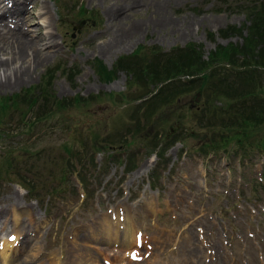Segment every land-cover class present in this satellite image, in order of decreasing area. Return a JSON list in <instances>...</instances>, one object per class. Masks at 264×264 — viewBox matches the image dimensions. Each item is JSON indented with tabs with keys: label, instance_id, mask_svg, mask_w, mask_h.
I'll list each match as a JSON object with an SVG mask.
<instances>
[{
	"label": "rangeland",
	"instance_id": "rangeland-1",
	"mask_svg": "<svg viewBox=\"0 0 264 264\" xmlns=\"http://www.w3.org/2000/svg\"><path fill=\"white\" fill-rule=\"evenodd\" d=\"M5 1L1 12L11 7ZM26 1L18 10L22 27L31 31L34 20L41 25L49 15L44 30L58 50L28 79L0 87V237L19 233L12 263L264 264V157L255 145L264 139V117L247 120L251 102L234 94L238 87L244 92L242 79L251 73L264 103V65L243 57L247 48L264 54V44L249 47L247 40L248 31L257 41L264 31L263 23H252L264 15L263 8L252 13L262 0ZM111 7L116 16L109 21ZM82 9L95 22L73 29L67 21ZM8 15L0 23L11 25L16 14ZM112 36L117 44L101 52ZM188 45L213 65L178 75L184 91L171 103L152 102L146 113V100L163 83L143 86L124 66L138 56L148 63L154 48L169 53ZM233 49L244 51L238 66L224 61ZM201 75V82H187ZM45 78L52 99L64 106L34 119L44 107L22 109ZM235 101L240 105L232 108ZM252 105L259 115L260 105ZM237 135L253 143L249 150H240ZM21 177L35 186L31 193ZM125 212L134 235L113 244L120 236L108 237L113 230L105 225L119 232L126 219L117 214Z\"/></svg>",
	"mask_w": 264,
	"mask_h": 264
},
{
	"label": "trees",
	"instance_id": "trees-1",
	"mask_svg": "<svg viewBox=\"0 0 264 264\" xmlns=\"http://www.w3.org/2000/svg\"><path fill=\"white\" fill-rule=\"evenodd\" d=\"M81 8V7H80ZM264 9V1L262 0L260 2L259 6H255L253 7L252 13H256L257 10L259 11V14L261 12V9ZM82 13L85 12L84 9H82L80 11ZM250 13V12H249ZM84 13L81 16H86ZM251 14V13H250ZM88 15V14H87ZM80 17V16H79ZM256 21H260V22H256ZM256 22V23H263L264 24V15L263 16H256L254 18H252V23ZM255 23V26L257 25ZM259 25L258 27H255V29H259ZM258 33H260V30H258ZM248 46L249 47H256L257 43L260 44H264V31L261 33V36L259 37L258 41L257 36H254L253 33L248 31ZM139 50H143V47H140ZM138 50V51H139ZM247 51H245L248 54H245V56H243L244 51H238L233 49L230 53L229 56L227 54V52H224V61H226V63H228V65H234V66H238L239 65V59L237 57L238 53H241V55L244 57V60L246 63L247 60L245 58H251L252 60H249L250 63L254 62V63H258L260 62L261 64L264 65V54H262V52L260 54H257L256 57L253 55V51L249 50L248 48L246 49ZM137 53V52H136ZM148 63L146 62V58L143 56H138L137 58H133L131 60H125L128 61L127 65H125L124 67H130L132 71L136 72V77L141 76L142 77V82H144L143 86L146 85H150V83H163L162 86H160L158 92L153 95L152 97H150V99L146 100L144 107L145 110L148 109V111L146 113H150V111H152V102H153V107H158L160 106V101H163V104L166 103H171L172 101H174V98L178 96V94L181 91H184V86L186 84H184V82L179 81V79L177 78L178 75L180 74H186V75H190L191 73H193L192 71H199V72H203L204 70L208 69L211 67L212 62H204L202 63L200 60V56L197 54V50L194 48V46L192 45H188L186 47L183 48H175L173 49L171 52L169 53H163L160 52V49L154 48L150 51L149 55H148ZM223 57V58H224ZM129 62L131 64H129ZM118 64H122L121 60L118 61ZM233 69V68H231ZM235 70V68H234ZM213 70H210V74H212ZM240 71H236V74H239ZM236 74L234 76H236ZM203 75V74H202ZM199 78L198 76H196V78L194 79H189L187 82H201V79H204V77ZM207 75V74H206ZM211 76V75H210ZM251 77L252 74H245L242 82H243V86H244V92L241 93V88L238 87V89H240V91L238 92H234V94L236 96L241 97L242 99L240 100V103H246V102H251V105L247 106V108L249 109L247 112H249V114H245L244 115H248V117L246 118L249 121H256V119H262L264 117V103H262V96L259 97L257 96V94H255L254 92V85L252 84L251 81ZM208 79V78H207ZM236 80L238 78H235ZM167 80H170L167 82ZM49 84V80L47 78L44 79V83L42 84V86H40V91L41 93L38 95H34L31 96V99H28V103L27 106L28 110L25 108L22 109V112L25 114L27 113V111L30 110V112H32L31 110H34L36 112V110L44 107L43 112H39L34 114V119L37 118L38 116L42 115L43 113H47L50 107L52 108H58V107H63V102H60L56 99H52L53 97L51 96V94L48 92V86ZM214 84V83H213ZM228 84V83H227ZM225 84V85H227ZM237 83H235L236 85ZM224 85V84H223ZM224 85V88H225ZM223 88V87H222ZM229 91V90H227ZM243 94V95H242ZM45 101L44 104L42 106H40V102L39 100ZM153 100V101H152ZM236 102V101H235ZM257 105L261 107V109L259 108V110H261V113H259V115L255 113L254 110V106L252 105ZM239 102L233 103L232 104V108H237L239 106ZM256 107V106H255ZM3 108H8V106L4 105ZM7 110V109H6ZM251 113V114H250ZM263 114V115H262ZM148 119L147 122L149 121V116H147ZM253 120H252V119ZM239 117L236 118V120H238ZM246 119H244L245 125L250 122H248ZM232 121V119H229ZM224 123L227 122V120H223ZM230 121V123H231ZM36 122V121H35ZM227 123V124H230ZM230 136H232L231 134H227L225 135V140H227L228 138H230ZM243 136V135H242ZM241 135H237V140H236V144L240 145L241 148L240 150L246 151L249 150L251 148V145L253 144L252 142H250V140H245L243 139ZM262 141L257 142L255 145H261V153L264 155V139L261 138ZM229 141L227 140L226 143H228ZM263 142V145H262ZM65 151L68 152L67 155L68 157H72L73 154L72 152L69 150V146H65L64 147ZM22 180H20L19 184L24 187L25 189L28 190V192H32V190L35 189V186L32 185V182L30 181V179H26V177H21ZM31 183V184H30Z\"/></svg>",
	"mask_w": 264,
	"mask_h": 264
},
{
	"label": "bare ground",
	"instance_id": "bare-ground-1",
	"mask_svg": "<svg viewBox=\"0 0 264 264\" xmlns=\"http://www.w3.org/2000/svg\"><path fill=\"white\" fill-rule=\"evenodd\" d=\"M10 1H12L11 7H8L7 11H5L6 9L3 10L2 12L0 11L1 19L10 13L16 14V17L14 18L12 17L10 20L11 25L7 22L0 23V87L13 86L15 84H18L20 81L24 79H28V77L30 76L29 74L30 69H34L39 63H41L46 58V56L49 55L51 51L58 50V42L55 39H53L54 35H52L51 30L49 31L44 30V28H47L48 25L52 24L50 23L51 20H49L50 19V16L48 15L49 11L45 10V12H48L47 13L48 18L46 22L40 25L38 24L39 21L34 20L32 23L37 25L33 28V30L29 31L27 28L22 27L23 22L21 21V19L18 18V10H21V7L24 8V3H26L27 1L20 0V2L17 1V3L14 0H10ZM5 5H6V1L2 0L0 9L2 8V6ZM38 14H42V12ZM106 14L108 16L109 21L110 20L112 21V19H114L116 16V10H114L111 7ZM35 17L37 18V16ZM128 32L129 31L127 30L126 32L125 31L123 32L122 34L123 36H121L122 39H120V41L126 39L129 36L130 33L128 34ZM117 42H118L117 39L114 36H112V39H110L108 42H106L103 45V49L101 52L103 51L108 52L110 49L114 48ZM3 54H5L6 56L5 57L2 56ZM18 62H20V64H17ZM16 202L17 200L12 201L13 204H15ZM16 206L17 205L15 204L14 207ZM1 213L2 210L0 211V214ZM17 214H18L17 209L12 210V214H11L12 216H16ZM118 215L123 216L120 213H118L117 216ZM124 219H126L125 223L127 222L126 224L127 226H129L130 225L129 217H124ZM105 226H106L104 228L105 231L108 229L113 230V228H110L108 224ZM18 235L15 236L13 235L11 240L10 237L8 238L0 237V259L2 264H18V263H12V259L14 258L16 252L18 251V246L16 247ZM119 236L120 235L117 232V230H113V233L112 234L109 233L108 235V237H110L111 239L112 237L114 239H118ZM131 236H132L131 232L127 228L126 232L123 234L124 240L131 239ZM85 260L90 261L89 263L86 264L93 263L89 258H86ZM80 262L81 264L82 263L85 264V262L82 259H80Z\"/></svg>",
	"mask_w": 264,
	"mask_h": 264
}]
</instances>
